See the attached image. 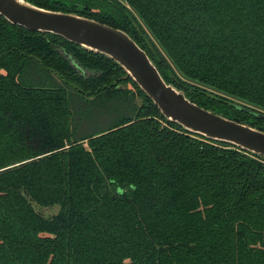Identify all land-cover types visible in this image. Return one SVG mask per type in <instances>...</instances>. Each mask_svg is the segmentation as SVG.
I'll return each instance as SVG.
<instances>
[{"label": "trees", "instance_id": "trees-1", "mask_svg": "<svg viewBox=\"0 0 264 264\" xmlns=\"http://www.w3.org/2000/svg\"><path fill=\"white\" fill-rule=\"evenodd\" d=\"M27 1L125 31L192 102L264 131V0ZM31 62L60 82L27 84ZM0 264H264V158L0 16Z\"/></svg>", "mask_w": 264, "mask_h": 264}, {"label": "water", "instance_id": "water-1", "mask_svg": "<svg viewBox=\"0 0 264 264\" xmlns=\"http://www.w3.org/2000/svg\"><path fill=\"white\" fill-rule=\"evenodd\" d=\"M0 16L10 24L62 37L110 58L166 120L190 133L264 158V131L192 102L183 91L165 81L145 50L125 31L77 14L42 8L27 0H0Z\"/></svg>", "mask_w": 264, "mask_h": 264}, {"label": "rangeland", "instance_id": "rangeland-1", "mask_svg": "<svg viewBox=\"0 0 264 264\" xmlns=\"http://www.w3.org/2000/svg\"><path fill=\"white\" fill-rule=\"evenodd\" d=\"M66 3H68V2H66ZM24 77L27 79V84L35 85V86H43L45 84L53 86L54 84H57L60 82L59 77L55 76L52 72L50 75L49 71H45V70L40 69L33 62H31V66L26 71V74ZM117 77H120V75H118ZM120 80L121 81H119V82H120V84L124 85V86L122 85L124 88H127V87L131 88V86H132L131 83L126 82V81L123 82V79H120ZM132 101L134 104L139 106L142 103L143 98L141 96H136L133 98Z\"/></svg>", "mask_w": 264, "mask_h": 264}]
</instances>
